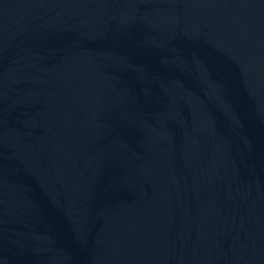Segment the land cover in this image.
<instances>
[{
	"label": "water",
	"instance_id": "95a60500",
	"mask_svg": "<svg viewBox=\"0 0 264 264\" xmlns=\"http://www.w3.org/2000/svg\"><path fill=\"white\" fill-rule=\"evenodd\" d=\"M0 264H264V0H0Z\"/></svg>",
	"mask_w": 264,
	"mask_h": 264
}]
</instances>
